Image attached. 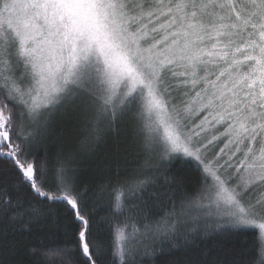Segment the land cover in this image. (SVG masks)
Returning a JSON list of instances; mask_svg holds the SVG:
<instances>
[{
    "label": "snow or ice",
    "instance_id": "1",
    "mask_svg": "<svg viewBox=\"0 0 264 264\" xmlns=\"http://www.w3.org/2000/svg\"><path fill=\"white\" fill-rule=\"evenodd\" d=\"M168 256L264 264V0H0V264Z\"/></svg>",
    "mask_w": 264,
    "mask_h": 264
},
{
    "label": "trees",
    "instance_id": "2",
    "mask_svg": "<svg viewBox=\"0 0 264 264\" xmlns=\"http://www.w3.org/2000/svg\"><path fill=\"white\" fill-rule=\"evenodd\" d=\"M250 232L251 230H248L244 232L243 234L241 233L237 234L234 243L238 250L244 248L245 246H248L250 248V240H251ZM8 259H11V256H9ZM17 259H19V257H17ZM173 259L174 257H171V256H168L166 260H163V259L157 260L155 258H151L148 261V264H171V260Z\"/></svg>",
    "mask_w": 264,
    "mask_h": 264
}]
</instances>
